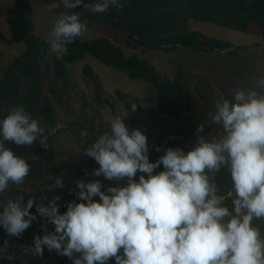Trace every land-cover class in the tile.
Segmentation results:
<instances>
[{
	"label": "clouds",
	"instance_id": "clouds-1",
	"mask_svg": "<svg viewBox=\"0 0 264 264\" xmlns=\"http://www.w3.org/2000/svg\"><path fill=\"white\" fill-rule=\"evenodd\" d=\"M61 5L65 11L47 37L57 58L88 31L72 10L103 14L124 6L122 0H57L50 8ZM136 109L132 103L131 111ZM125 118L115 115L82 152L99 165L90 175L115 185L102 190L99 179L74 181L78 199L68 202L64 212L59 195L37 203L35 197L25 202L23 195L9 194L10 187L25 183L30 164L5 142L31 146L39 141L47 149L55 129L23 105L10 107L0 119V226L8 236L20 237L38 216L44 220V234H36L31 245H20L22 254L43 257L47 248L73 264L112 259L116 264H264V231L254 223L264 220V76L248 88L237 86L231 99L215 101L207 120L219 126L218 133H206L200 123L193 148L168 147L155 162L149 159L147 135L140 128L130 130ZM80 136L88 137L87 129ZM222 170L231 182L227 193L217 180ZM53 179L49 190L63 188L62 176ZM9 244L5 240L0 257L14 260Z\"/></svg>",
	"mask_w": 264,
	"mask_h": 264
},
{
	"label": "rangeland",
	"instance_id": "rangeland-1",
	"mask_svg": "<svg viewBox=\"0 0 264 264\" xmlns=\"http://www.w3.org/2000/svg\"><path fill=\"white\" fill-rule=\"evenodd\" d=\"M28 1L32 7L33 33L38 38L47 40L52 24L65 9L50 8L57 0ZM13 5L14 0H0V32L7 37L10 36V30L5 17ZM168 15L175 19L159 22L163 35L198 31L204 37L230 41L235 45L223 51L195 50L180 46L169 49L163 47L146 49L133 42V46L126 48L127 53H139L148 59L167 81L178 78L183 82L189 94L186 110L181 117L167 114H161V117L167 129H181L185 133L195 127L193 135L185 138L182 137L183 135L177 136L179 140H183L181 144L164 137V131L155 125L151 117V113L157 109V92L145 80L130 78L126 72L114 69L91 55L68 64L65 79H60L53 74L51 54L41 68L42 95L51 103V116L44 124L46 127L54 128L55 131L48 140L49 147L41 153L27 154L14 151L27 159L30 171L23 185L10 187V195H23L25 202L29 197H35L37 203H47L53 196L59 195L60 211L64 212L67 210L68 202L78 199L74 181L83 179L88 182L99 179L103 183L102 190H106L109 185H115V181L106 180L103 176L90 175L99 165L93 158L82 154L106 130L115 115L126 116L125 123L130 130L140 128L147 135L149 159L152 162L163 155L168 147H182L185 150L193 148L196 142V129L200 123L205 124L206 133L210 130L214 134L220 131L219 126L207 120V113L218 99H231L233 89L237 86L248 88L252 86L255 78L264 76V28H261L259 23H253L249 31L243 32L196 18H187L184 14L173 12L165 14ZM97 26L99 28L88 26V31L82 38L92 39L98 35H106L116 43L124 45L126 36L122 31L110 25ZM25 49L24 43L5 44L0 41V80L7 64ZM85 65L91 66L93 74L99 76L98 90L95 81L84 73ZM117 89L128 94L129 99L137 104L136 111L133 112L131 108L125 107L117 95ZM15 105L23 104L20 100L10 102L5 107L7 109L0 112V119L7 114L10 107ZM84 129H87L89 136L82 139L80 132ZM157 146L160 147V151L156 150ZM162 170L163 165L155 171ZM140 174L137 173V180ZM58 176L63 177V188L49 190L47 183L54 182L53 178ZM217 180L221 190L227 193L231 188V182L226 170H222ZM0 211H3L1 205ZM31 211L36 212L35 205ZM43 222V218L38 216L37 221H33L20 237L8 236L3 226H0V248H3L5 240H8L10 242L8 251L16 254L14 260L0 257V264H30L29 257L38 259L35 264H73L68 257L61 256L54 250L49 251L47 248L43 257L22 254L20 245H31L36 234H44L41 228ZM254 223L264 231V220ZM52 228L53 226L49 225V230ZM108 264H116V262L112 259Z\"/></svg>",
	"mask_w": 264,
	"mask_h": 264
},
{
	"label": "trees",
	"instance_id": "trees-1",
	"mask_svg": "<svg viewBox=\"0 0 264 264\" xmlns=\"http://www.w3.org/2000/svg\"><path fill=\"white\" fill-rule=\"evenodd\" d=\"M93 2L94 0H85V3ZM122 3L123 8H111L103 14H95L82 7L73 11L90 27L99 28L97 25L104 24L122 31L126 36L124 45L116 43L106 35H98L92 39L77 37L68 46V54L63 58H57L54 54L51 55L47 40L40 39L33 33L34 20L30 2L14 0L13 7L7 11L5 17L10 36L7 37L0 32V41L5 44L24 43L26 49L16 55L3 71L0 80V112L7 109L5 107L10 102L20 100L26 111L46 122L51 116V103L42 95L43 62L51 55L50 63L54 68V76L65 79L68 64L91 55L114 69L126 72L130 78L145 80L156 90L157 109L151 113V117L155 125L164 131V137L181 144L183 140H179L177 136L183 135L185 138L193 135L195 127L185 133L181 129H167L161 117V114L181 117L186 110L189 94L183 82L178 78L167 81L148 59L139 53H127L126 48H130L135 42V45L146 49L159 47L169 49L176 46L195 50L231 49L235 46L232 42L207 38L198 31L163 35L159 22L175 19L170 15L165 16L166 13L173 12L184 14L187 18H196L247 32L253 23H259L261 28H264V0H122ZM61 7L63 8L62 5ZM84 73L95 81L98 90L99 76L93 74L92 67L85 65ZM116 92L125 107L131 108V104L135 103L125 92L119 89ZM5 145L13 151L27 154L41 153L45 150L39 141L31 146L17 145L10 141H6ZM34 259L35 264L38 259L36 257Z\"/></svg>",
	"mask_w": 264,
	"mask_h": 264
},
{
	"label": "water",
	"instance_id": "water-1",
	"mask_svg": "<svg viewBox=\"0 0 264 264\" xmlns=\"http://www.w3.org/2000/svg\"><path fill=\"white\" fill-rule=\"evenodd\" d=\"M45 187V185L43 186V188ZM69 191V190H68ZM71 192V191H69ZM73 193V192H72ZM1 207L3 208V206L1 205ZM28 260L30 261V264H34V257H29Z\"/></svg>",
	"mask_w": 264,
	"mask_h": 264
},
{
	"label": "bare ground",
	"instance_id": "bare-ground-1",
	"mask_svg": "<svg viewBox=\"0 0 264 264\" xmlns=\"http://www.w3.org/2000/svg\"><path fill=\"white\" fill-rule=\"evenodd\" d=\"M50 184H47V186H49Z\"/></svg>",
	"mask_w": 264,
	"mask_h": 264
},
{
	"label": "crops",
	"instance_id": "crops-1",
	"mask_svg": "<svg viewBox=\"0 0 264 264\" xmlns=\"http://www.w3.org/2000/svg\"><path fill=\"white\" fill-rule=\"evenodd\" d=\"M36 260V259H35Z\"/></svg>",
	"mask_w": 264,
	"mask_h": 264
}]
</instances>
